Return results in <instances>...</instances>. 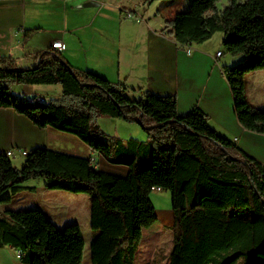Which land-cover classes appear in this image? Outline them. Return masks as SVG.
I'll return each mask as SVG.
<instances>
[{
  "label": "trees",
  "instance_id": "1",
  "mask_svg": "<svg viewBox=\"0 0 264 264\" xmlns=\"http://www.w3.org/2000/svg\"><path fill=\"white\" fill-rule=\"evenodd\" d=\"M207 1L211 11L181 10L165 21L162 34L188 47L221 31L226 51L242 57L224 68L238 122L264 135V109L250 102L247 88V75L264 70V0H230L221 10L219 0ZM15 84L61 85L62 94L31 99L15 94ZM129 89L75 67L53 47L39 51L28 67L0 55V108L14 109L40 129L71 133L109 162L129 167L119 175L98 168L91 157L45 146L26 150L18 167L0 151V204L32 179H44L49 190L87 194L91 264H136L135 230L155 211L139 204V179L153 168L156 149L172 148L175 221L166 264H264V163L212 127L198 105L182 115L174 94L144 91L135 98ZM102 117L137 123L147 137L107 133ZM7 245L26 264H82L85 239L78 223L59 228L32 207L0 211V247Z\"/></svg>",
  "mask_w": 264,
  "mask_h": 264
},
{
  "label": "crops",
  "instance_id": "2",
  "mask_svg": "<svg viewBox=\"0 0 264 264\" xmlns=\"http://www.w3.org/2000/svg\"><path fill=\"white\" fill-rule=\"evenodd\" d=\"M195 4L196 1L190 3V0H0V55H12L20 66L28 67L35 63L39 51L62 40L66 49L61 53L75 67L112 82H125L131 97L139 98L144 91L174 94L178 113L182 115L198 105L209 116L212 127L264 163V135L242 127L235 114L224 68L234 66L241 57L227 59L224 52L217 55L222 50L223 33L216 38V43L211 42L212 37L192 44L191 53L187 52V46L162 34L166 20L181 10L197 6ZM42 86L56 87L53 88L56 93L62 94V86L58 88L57 85L15 84L13 92L45 100L55 98L38 92L42 90L38 87ZM247 88L250 102L264 109V70L247 75ZM99 122L101 126L105 122L117 123L110 117H102ZM135 132L136 136L125 138L146 139L141 129L136 128ZM42 146L91 157L98 168L111 173L127 175L129 172L127 165L109 162L71 133L51 126L40 129L14 109L0 108V151L13 150L14 154H21V150ZM174 167V149L155 150L153 168L139 179V196L143 193L147 204H152L149 196L153 189L150 187L159 186L167 190L165 195H169L173 205ZM27 184L24 186L28 188L14 195L10 203L0 204L1 212L16 209L15 199L20 194L32 197L40 188H45V181ZM50 207L55 206L48 203V210ZM20 208L24 207L17 209ZM154 208L163 226L172 227L174 206ZM0 264L26 263L20 260L18 250L7 245L0 247Z\"/></svg>",
  "mask_w": 264,
  "mask_h": 264
},
{
  "label": "rangeland",
  "instance_id": "3",
  "mask_svg": "<svg viewBox=\"0 0 264 264\" xmlns=\"http://www.w3.org/2000/svg\"><path fill=\"white\" fill-rule=\"evenodd\" d=\"M197 6H191V9L200 10V11H211L213 8L209 6L207 0H190V3L195 2ZM244 1V0H238ZM230 3V0H219L216 3V8L218 10L223 9ZM194 5V4H193ZM100 6V5H99ZM104 6V5H103ZM218 36H222L221 31H217L214 35L211 42H217ZM211 39V38H210ZM217 40V41H216ZM220 40V39H219ZM221 42V40H220ZM222 51L225 53V58L232 59L235 56L228 53L225 47L220 43ZM241 57V56H239ZM242 58V57H241ZM58 88H61V85H57ZM42 89L41 92L44 95H51L55 98L60 97L56 93V90L53 88L56 87H38ZM51 88V89H47ZM47 89V90H45ZM51 90L53 92H51ZM115 122H105L102 124V128L107 132L114 135H119L121 137L125 136H136V128L141 129V132L145 133L142 127L137 123H128L121 119H115ZM100 123V122H99ZM43 147V146H42ZM80 151H82L80 149ZM13 163L17 164L18 167L21 166L22 161L25 158V155L20 153H15L10 155ZM16 165V166H17ZM39 180V181H38ZM43 179H32L29 184L43 182ZM27 184V182H26ZM28 185V184H27ZM151 188V187H150ZM152 189V188H151ZM149 196L152 205L157 209L163 208H173V205L170 204L169 195H165L167 190L158 189L155 187L151 190ZM158 201V203H157ZM48 203L53 204L55 207L47 208ZM160 203V204H159ZM167 203V204H166ZM139 204L141 206L147 205V202L144 198L143 193L139 196ZM16 205V206H15ZM14 207H36L41 208V210L50 217L57 227L63 228L70 223H78L82 229L83 236L85 239V247L82 264H91V254H90V244L92 241V228L90 221L91 214V202L87 194L79 193L73 194L63 190H49L46 188H40L38 193L34 194L32 197H29L27 193L20 194V197L15 199ZM171 205V206H169ZM57 207V208H56ZM160 215L158 212L154 213L144 224L138 226L135 230L136 238L139 242L138 252L136 254V264H166L169 251L171 250L173 243V233L170 226L162 224Z\"/></svg>",
  "mask_w": 264,
  "mask_h": 264
},
{
  "label": "built area",
  "instance_id": "4",
  "mask_svg": "<svg viewBox=\"0 0 264 264\" xmlns=\"http://www.w3.org/2000/svg\"><path fill=\"white\" fill-rule=\"evenodd\" d=\"M132 15L129 13L128 14V17H131ZM52 47L53 48H55V49H57L58 51H63V50H65L66 49V44H65V42L64 41H62V40H56V41H54L53 43H52ZM191 46H188L187 47V52L188 53H191ZM223 54V52H222V50H219L218 52H217V55L218 56H220V55H222ZM40 99H44V98H40ZM8 155H13L14 154V151L13 150H9L8 152ZM21 154H23V155H26L27 154V151L26 150H21ZM151 188L152 189H154L155 187L154 186H151ZM158 189H161V187H157ZM19 251H18V256H19Z\"/></svg>",
  "mask_w": 264,
  "mask_h": 264
},
{
  "label": "water",
  "instance_id": "5",
  "mask_svg": "<svg viewBox=\"0 0 264 264\" xmlns=\"http://www.w3.org/2000/svg\"><path fill=\"white\" fill-rule=\"evenodd\" d=\"M31 99H34L36 97V95H30L29 96Z\"/></svg>",
  "mask_w": 264,
  "mask_h": 264
},
{
  "label": "bare ground",
  "instance_id": "6",
  "mask_svg": "<svg viewBox=\"0 0 264 264\" xmlns=\"http://www.w3.org/2000/svg\"><path fill=\"white\" fill-rule=\"evenodd\" d=\"M19 256H20V253H19Z\"/></svg>",
  "mask_w": 264,
  "mask_h": 264
}]
</instances>
